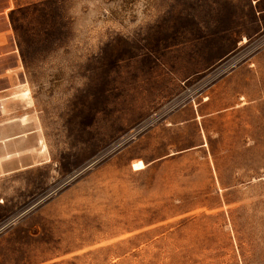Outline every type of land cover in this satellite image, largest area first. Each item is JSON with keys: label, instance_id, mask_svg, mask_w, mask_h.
Segmentation results:
<instances>
[{"label": "rangeland", "instance_id": "374dc122", "mask_svg": "<svg viewBox=\"0 0 264 264\" xmlns=\"http://www.w3.org/2000/svg\"><path fill=\"white\" fill-rule=\"evenodd\" d=\"M0 264H264V0H0Z\"/></svg>", "mask_w": 264, "mask_h": 264}, {"label": "crops", "instance_id": "0c3cea01", "mask_svg": "<svg viewBox=\"0 0 264 264\" xmlns=\"http://www.w3.org/2000/svg\"><path fill=\"white\" fill-rule=\"evenodd\" d=\"M151 136V135H150ZM202 145H204V143L202 144ZM190 148H185V151H187V150H189ZM163 157V156H162ZM161 158V157H160ZM159 158V159H160ZM156 160H158V159H156ZM138 162V161H137ZM142 162V161H141ZM142 170V169H141Z\"/></svg>", "mask_w": 264, "mask_h": 264}]
</instances>
